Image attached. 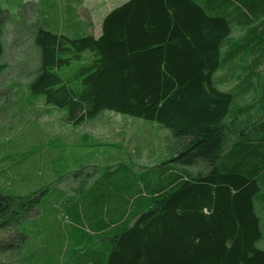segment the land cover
Segmentation results:
<instances>
[{
	"label": "trees",
	"instance_id": "obj_1",
	"mask_svg": "<svg viewBox=\"0 0 264 264\" xmlns=\"http://www.w3.org/2000/svg\"><path fill=\"white\" fill-rule=\"evenodd\" d=\"M8 7L0 0V75ZM26 7L32 95L76 125L109 111L166 135L150 174L120 165L88 175L72 214L91 228L74 223L83 262L264 264V0H127L98 37L81 35L73 5L65 33ZM40 202L0 191V230L17 235L0 242L9 264H21L24 223Z\"/></svg>",
	"mask_w": 264,
	"mask_h": 264
},
{
	"label": "rangeland",
	"instance_id": "obj_2",
	"mask_svg": "<svg viewBox=\"0 0 264 264\" xmlns=\"http://www.w3.org/2000/svg\"><path fill=\"white\" fill-rule=\"evenodd\" d=\"M121 1L76 0L77 5L74 0H2L11 6L13 22H8L3 36L7 69L0 75V191L17 196L37 193L41 199L38 212L24 223L21 264H85L87 245L79 250L74 242L77 225L83 223L72 214L76 199L87 194L82 187L88 175H106L120 165L138 175L145 170L150 174L164 159L166 135L156 122L108 111L93 122L76 125L67 119L66 109L46 104L42 95H32L29 89L38 51L30 20L21 22L28 4L51 28L65 33L72 5L80 7L86 20L94 15L95 21ZM79 227L90 233L86 223ZM16 236V231L0 230L2 244L15 242ZM260 245L264 247V241ZM0 264H9L4 252Z\"/></svg>",
	"mask_w": 264,
	"mask_h": 264
},
{
	"label": "crops",
	"instance_id": "obj_3",
	"mask_svg": "<svg viewBox=\"0 0 264 264\" xmlns=\"http://www.w3.org/2000/svg\"><path fill=\"white\" fill-rule=\"evenodd\" d=\"M127 0H122L120 3H118V4H115L114 5V7L113 8H110V9H108L101 17H100V19H98L97 18V20H95L94 21V19H95V17H94V15H90L91 17H90V19L89 20H86L82 15H80L79 14V11H78V9L80 8V7H78V8H76V13H77V17H78V19L80 20V22L82 23V25H83V28H82V33H81V35H84V34H92V35H94V36H96V37H98V36H100V34H101V31H102V21H103V19H104V17L108 14V12L109 11H111L112 9H114L115 7H117V6H119V5H121L122 3H124V2H126ZM82 6V5H81ZM95 6H97V5H95ZM74 8V7H73ZM93 10V9H92ZM89 13H94L93 11H89ZM94 18V19H93ZM89 21H91V22H89ZM97 24H98V31L97 30H94L95 28H97ZM91 26H92V29H91ZM94 27V28H93ZM95 31V32H94ZM97 32V33H96ZM80 36V35H79ZM115 210V209H114ZM135 213V211H132L131 210V213H129V216L131 215V214H134Z\"/></svg>",
	"mask_w": 264,
	"mask_h": 264
}]
</instances>
